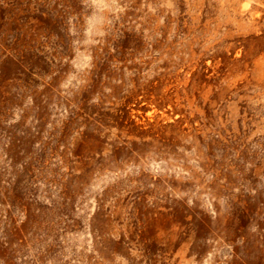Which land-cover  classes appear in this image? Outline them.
I'll return each instance as SVG.
<instances>
[{
  "label": "rangeland",
  "instance_id": "obj_1",
  "mask_svg": "<svg viewBox=\"0 0 264 264\" xmlns=\"http://www.w3.org/2000/svg\"><path fill=\"white\" fill-rule=\"evenodd\" d=\"M0 264H264V0H0Z\"/></svg>",
  "mask_w": 264,
  "mask_h": 264
}]
</instances>
